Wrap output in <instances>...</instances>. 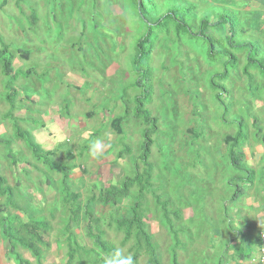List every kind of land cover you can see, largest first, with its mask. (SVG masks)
Listing matches in <instances>:
<instances>
[{"label": "rangeland", "instance_id": "374dc122", "mask_svg": "<svg viewBox=\"0 0 264 264\" xmlns=\"http://www.w3.org/2000/svg\"><path fill=\"white\" fill-rule=\"evenodd\" d=\"M155 2L156 15L170 8L192 6L193 28L203 18L214 25L218 15L224 13L236 26L235 32L251 31V35L238 32L236 40L253 38V45L261 43L264 56V18L259 13L239 12L238 20L228 10L241 0ZM31 13L36 17L33 26ZM142 32L136 8L128 0H0V42L13 55L14 70H30L29 78L17 82L13 116L21 119L19 126L31 134L53 164L74 166L67 183L81 202L91 187L101 190L117 185L122 175L131 173L130 160L116 159L120 137L111 129L110 121L123 116V89L129 99L139 93L133 88L137 77L131 64L134 45ZM210 33L219 47H225L223 34ZM172 41V35L160 34L150 54L153 90L146 107L157 119L150 157L154 185L169 201L168 209L179 212V220L174 223L181 242L176 251L179 264H218L225 250L222 264H237L234 249L245 246L252 254L250 260L240 264H264V79L251 72L257 92L248 91L241 74L245 65L242 54L226 83L229 94L225 98L231 104L226 121L245 125L247 140L242 153L247 166L256 173L254 187L235 204H229L226 186L231 170L223 138L234 135L236 128L223 124L222 108L209 92L208 81L219 68L207 61L199 41ZM40 75H44L43 80ZM5 80L0 72V139L10 143L16 165L7 159L1 144L0 174L11 188L19 184L17 194L25 198L20 204L23 211L13 213L23 223L31 215L50 224V249L43 264H64L62 229L67 212L61 204L60 175L32 161L23 145L13 139L11 123L4 118L8 112ZM129 116L122 122L123 140L137 155L141 127ZM97 139L109 145L102 155L82 152L87 140L92 144ZM134 195L131 192L126 199L95 207L107 240L116 247L122 235L113 231L110 217H129ZM155 209L148 196L147 232L161 264H169L172 238ZM85 227L81 220L74 232L82 245L90 247ZM123 250L126 252V248ZM20 253L35 264L27 252ZM0 264H14L1 237ZM137 264H146V257L141 256Z\"/></svg>", "mask_w": 264, "mask_h": 264}, {"label": "trees", "instance_id": "16d2710c", "mask_svg": "<svg viewBox=\"0 0 264 264\" xmlns=\"http://www.w3.org/2000/svg\"><path fill=\"white\" fill-rule=\"evenodd\" d=\"M136 8L139 22L143 32L134 45V58L131 64L133 74L137 77L134 80V87L139 90L138 95L128 98L125 89L122 91L121 102L124 107L122 117H115L110 121V127L120 137V148L116 159H128L131 163V173L122 175L117 185H111L104 189H96L88 192L83 202L80 196L73 193L68 185L69 174L73 165H56L47 157L48 154L41 150L34 141L31 134L21 128L13 112L16 110L17 91L16 85L20 79L26 80L30 76V70L25 72L13 69V55L6 45L0 42V72L6 79L4 82V101L8 106V112L4 118L11 123L13 139L23 145L30 155V159L36 164L43 165L50 173L60 175L61 181V204L66 208L67 219L62 229L63 244L65 250L64 264H102L101 252L112 251L117 248L111 244L106 237V231L101 221L95 215L97 205H110L117 201L126 199L131 192H134V204L129 211V217H110V226L115 233L121 234L122 239L119 248H126V254L134 256L135 264L141 256L146 257V264H161L157 250L152 242V237L147 232V210L146 201L149 196L155 204L156 213L164 224L168 234L172 238V247L169 252V264H179L176 251L181 247L179 231L175 229V222L179 220L178 211H170V203L159 192L160 188L154 185V167L150 162L153 137L156 135L157 119L146 107L149 104L152 92L150 54L156 46L159 35H172L173 41L178 42L181 38L199 41L205 48L207 61L219 68V71L210 77L208 81L209 92L215 98L216 103L222 108V122L224 125H234V135L225 136L223 143L227 152V160L230 166L231 175L227 181L229 204H235L244 197L247 189L253 188L256 183L255 171L247 166L242 153V148L247 140V129L241 121H226L230 116L231 104L225 98L228 95L226 83L230 80L231 74L238 66V55L244 54L245 65L241 74L246 80L247 89L250 93L257 92L253 88V77L255 72L260 79H264V56H261L262 45L256 42L253 45V38L249 41H239L237 33L251 35V31L239 30L235 32V25L228 22L224 13L218 15L217 22L210 25L207 18L201 19L196 28H193V7L170 8L161 15H156L157 4L155 0H128ZM155 15H154V14ZM32 26L36 21L34 13H31ZM222 27V30H221ZM223 34L225 47H219L217 39L210 31ZM24 55L23 51H20ZM43 80L44 75L38 76ZM139 78V79H138ZM142 78V79H141ZM147 79V85L143 86V79ZM129 100V102H128ZM129 114L141 127L139 152L134 155L132 148L124 143L122 122L128 119ZM257 132H260L257 130ZM6 148V156L12 165H16V157L9 148L10 143L0 139V145ZM91 141L87 140L82 152L87 156L91 155ZM81 154V153H80ZM198 160V159H197ZM20 185L11 188L7 180L0 174V237L6 249L7 255L12 257L14 264H32L23 258L20 251L27 252L33 258L35 264H43L46 252L50 249V224L42 217H27L26 223L13 212L23 211L21 203L25 198L17 194ZM223 214L225 213L222 209ZM83 220L86 223V236L90 241V247L79 242L78 235L74 228ZM257 242V241H255ZM259 243V242H258ZM227 250L223 252L218 264H222ZM252 250L250 247L234 249V258L237 264L250 260Z\"/></svg>", "mask_w": 264, "mask_h": 264}, {"label": "clouds", "instance_id": "9594fccd", "mask_svg": "<svg viewBox=\"0 0 264 264\" xmlns=\"http://www.w3.org/2000/svg\"><path fill=\"white\" fill-rule=\"evenodd\" d=\"M109 145L102 139H97L91 146V154L93 156L102 155L103 150ZM100 260L102 264H135V259L133 254L125 253L123 249L117 247L112 251L101 252Z\"/></svg>", "mask_w": 264, "mask_h": 264}, {"label": "crops", "instance_id": "0c3cea01", "mask_svg": "<svg viewBox=\"0 0 264 264\" xmlns=\"http://www.w3.org/2000/svg\"><path fill=\"white\" fill-rule=\"evenodd\" d=\"M240 3L228 8L233 15L238 17V20L239 12L259 13L261 19L264 18V0H241Z\"/></svg>", "mask_w": 264, "mask_h": 264}, {"label": "built area", "instance_id": "2783aa9c", "mask_svg": "<svg viewBox=\"0 0 264 264\" xmlns=\"http://www.w3.org/2000/svg\"><path fill=\"white\" fill-rule=\"evenodd\" d=\"M261 238H262V239H264V236H263V235H261ZM260 257H261V256H260Z\"/></svg>", "mask_w": 264, "mask_h": 264}]
</instances>
